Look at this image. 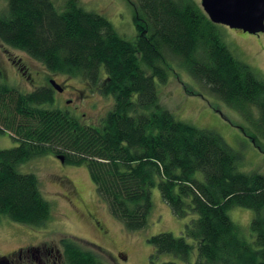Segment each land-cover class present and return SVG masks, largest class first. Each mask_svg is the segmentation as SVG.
<instances>
[{
  "label": "trees",
  "instance_id": "1",
  "mask_svg": "<svg viewBox=\"0 0 264 264\" xmlns=\"http://www.w3.org/2000/svg\"><path fill=\"white\" fill-rule=\"evenodd\" d=\"M61 1L58 9L53 0H0V44L27 54L49 73L98 88L113 105L97 125L87 126L61 109L46 108L53 103L49 91L25 93L0 83V134L17 142L0 149V221L31 227L48 222L50 205L36 176L19 169L52 152L63 164L86 166L97 194L126 230L145 228L151 189L157 187L176 217L197 216L184 231L195 244L194 264H264V174L239 172L240 157L222 137L175 119L156 87V81L168 80L171 55L264 139V80L232 55L220 25L193 0H137L140 34L133 41L77 0ZM232 207L253 212L252 242L228 216ZM148 243L154 257L171 254L184 261L194 249L171 233ZM65 252L78 264H95V255L81 254L78 245L68 243Z\"/></svg>",
  "mask_w": 264,
  "mask_h": 264
},
{
  "label": "rangeland",
  "instance_id": "2",
  "mask_svg": "<svg viewBox=\"0 0 264 264\" xmlns=\"http://www.w3.org/2000/svg\"><path fill=\"white\" fill-rule=\"evenodd\" d=\"M58 9L63 8L61 0H53ZM86 10L96 12L112 24L117 33L126 40H135L140 34L135 26L139 14L137 0H77ZM200 5V0H193ZM221 39L232 55L246 63L264 80V32L245 33L220 25ZM169 77L165 84L156 81L160 103L175 119L190 125L217 133L225 143L238 155L237 169L242 173L264 174V139L237 112L211 95L206 88L195 81L179 64V60L167 55ZM15 65H13L12 63ZM24 71V72H23ZM23 72V73H22ZM29 76L34 83L29 82ZM57 84H67L76 89L81 96L74 99L69 110H78L77 116L85 125H97L112 108L113 99L87 89V83L64 75L49 73L42 64L27 54L10 49L0 44V83L16 88L21 92H30L46 85L48 80ZM70 98L69 96H65ZM81 97V98H80ZM78 101V102H77ZM46 108H67L55 103ZM75 106V107H74ZM64 110V109H63ZM73 112V111H72ZM253 119L257 112L253 109ZM253 120V121H254ZM17 146L7 133L0 134V149ZM22 173L36 176L40 193L50 205V218L42 227H31L2 218L0 221V257L20 247L36 245L43 240L60 242L98 241L113 254L119 264H194L197 253L194 241L184 236L185 226L196 219L189 213L185 218L176 217L160 196L157 187L151 189L152 210L147 225L139 231H128L108 211L106 203L97 194L87 168L63 164L54 153L37 157L22 165ZM77 190L78 196L72 192ZM97 200H100L99 202ZM101 206L106 224L111 229L108 238L100 240L97 233L81 214L87 209L94 211ZM231 221L237 225L240 234L248 242L254 240L249 230L253 212L242 207L228 210ZM160 233H171L175 237H184L188 244L194 246L189 260L184 261L171 254L154 257V251L148 239ZM64 241V242H65ZM89 241V242H91Z\"/></svg>",
  "mask_w": 264,
  "mask_h": 264
},
{
  "label": "flooded vegetation",
  "instance_id": "3",
  "mask_svg": "<svg viewBox=\"0 0 264 264\" xmlns=\"http://www.w3.org/2000/svg\"><path fill=\"white\" fill-rule=\"evenodd\" d=\"M28 79L29 82L34 83V79H32L31 76H29ZM50 80L51 79L48 80V83L46 85H41V88H39L52 93L53 103L50 104L49 106L51 107L52 105L55 106V103L62 105L63 103V105H66L67 108L63 107L64 110L63 109L61 110L67 112L70 115H72L71 113H74V115L77 116L78 110L75 106H74L75 107L74 110H69L68 108L70 107V105H73L74 99L78 100L81 94L76 89H73V92H69L68 89L71 87L68 86L67 84L64 85L57 84L59 87L57 89H54L49 84ZM88 88L90 89V92L95 91V93H97L99 91L98 88L96 89L90 84H87V89ZM65 96H69L70 98H67ZM71 187L73 194L75 196H78V192L77 190L74 189V186ZM97 201L99 202L100 200ZM81 217L82 219H84L86 222L89 223L92 229L97 233L100 240L108 238L110 236L111 229L109 230L106 224L105 216L101 206L96 205L94 211L86 209L81 214ZM64 241H65L64 239H61L59 244L58 243L56 244L54 243V241L43 240L41 242L36 243V245L20 247L17 250L3 257H0V264H78L79 261H74V260L79 258H75V256L74 257L71 256V258L70 257L68 258L66 255L65 247L68 243H71L73 245H78L83 250V252L81 253L83 255H86V253H91L95 255L96 257L95 264H119L115 261L113 254L110 253V251L104 246H102L98 241H91V240H89L91 242L83 241V240L82 241L72 240L70 242L67 241L64 242ZM88 261L89 260H87V262Z\"/></svg>",
  "mask_w": 264,
  "mask_h": 264
},
{
  "label": "water",
  "instance_id": "4",
  "mask_svg": "<svg viewBox=\"0 0 264 264\" xmlns=\"http://www.w3.org/2000/svg\"><path fill=\"white\" fill-rule=\"evenodd\" d=\"M200 6L216 25L241 30L249 34L264 32V0H200ZM49 84L57 89L54 80ZM62 163V157H57Z\"/></svg>",
  "mask_w": 264,
  "mask_h": 264
}]
</instances>
